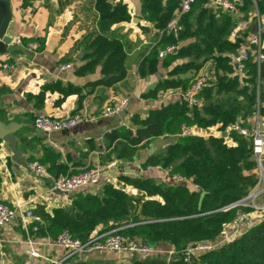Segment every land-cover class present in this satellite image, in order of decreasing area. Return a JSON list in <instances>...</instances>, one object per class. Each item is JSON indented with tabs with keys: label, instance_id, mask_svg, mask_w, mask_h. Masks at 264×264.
I'll list each match as a JSON object with an SVG mask.
<instances>
[{
	"label": "trees",
	"instance_id": "16d2710c",
	"mask_svg": "<svg viewBox=\"0 0 264 264\" xmlns=\"http://www.w3.org/2000/svg\"><path fill=\"white\" fill-rule=\"evenodd\" d=\"M30 1L21 0L20 7L28 6ZM93 1L97 12L96 30L85 43V63L80 71L90 70L100 63L104 74L101 82L110 86L125 78L129 51L127 35L112 26L128 21L130 16L121 1ZM254 1L258 12L263 14L264 0ZM254 1L243 0L240 10L251 11ZM180 3L181 0H140L141 14L150 23V27H142L151 28L157 41L142 52L137 73L139 76L154 73L159 59L162 65L168 66L177 59L191 58L174 66L168 78L159 80L143 94L144 98H154L159 91L168 89L185 92L196 75L184 78L178 75L197 72L209 61L213 77L206 80L198 95L202 104L190 107L182 100L152 109L145 117L132 115L135 129L123 126L105 135L106 160H130L137 149L150 140L176 135L175 142L153 152L141 163V168L167 169L170 175L183 177L195 188H189L186 181L156 182L151 177L118 174L116 183L105 181L98 193L74 191L69 193L67 204L55 206L50 212L36 211L43 221L37 225L36 234L53 237L66 230L85 241L101 226L98 233L112 231L123 239L154 241L156 245H169L175 250L169 260L134 257L130 264H184L180 255L187 246L213 242L224 224L233 222L237 210L251 211L247 206H231L247 196L256 183L249 141L231 126L238 119L244 121L250 116L257 100L260 112L264 113V62L258 66L250 54L244 62L243 75L236 73L226 54L242 48L240 36L229 40L238 19L228 11L207 7L205 0H194L189 10L181 14L176 36L167 32L166 25ZM171 43L178 44L176 53L159 58L158 49ZM47 88L62 94L59 101L80 91L78 87H62L56 82L42 87L36 95L29 94L36 105L42 104ZM183 127L201 130L216 127L219 135H182ZM227 129L233 143L221 135ZM127 185L136 193H128ZM202 191L205 193L199 204ZM64 264L97 263H74L70 258ZM196 264H264V218L255 220L241 235L223 246L200 254Z\"/></svg>",
	"mask_w": 264,
	"mask_h": 264
},
{
	"label": "crops",
	"instance_id": "0c3cea01",
	"mask_svg": "<svg viewBox=\"0 0 264 264\" xmlns=\"http://www.w3.org/2000/svg\"><path fill=\"white\" fill-rule=\"evenodd\" d=\"M10 1L14 19L11 36L21 39L25 52L14 51L0 56V62L16 63L15 69L7 75L0 67V119L18 124L14 135L20 157L15 161L10 145L0 139V201L10 207L31 209L36 214L40 209L50 212L55 206L67 204L70 195L51 191L53 179L63 172L74 174L97 165L103 169L102 182L82 191L98 193L105 181L116 183L118 174L151 177L156 182L174 183L167 169L158 166H147L143 169L141 163L153 152L175 142L176 135L150 140L139 147L130 160H106L108 149L105 135L110 130L123 126L135 129L131 121L132 115L145 117L152 109L183 100L180 89L159 91L154 98L143 97V94L152 89L159 80L168 78V73L174 66L191 58L177 59L168 66L162 65L159 59L154 73L139 76L137 65L142 52L157 41L151 28L142 27H150V23L141 14L140 0H111L124 3L130 19L112 26L118 27L120 33L127 35L129 51L125 78L110 86L101 82L104 74L100 63L93 65L90 70L80 71V67L85 63L83 59L85 43L96 30L97 12L93 0H31L24 8L20 7L21 0ZM236 18L238 22L230 32L229 40L233 41L240 36L243 40L242 48L249 46L250 54L256 61L254 56L258 46L250 45L249 37L254 33H260L259 47L264 54V13L258 12L254 1L251 11L247 13L241 11ZM29 43L37 44L34 52L26 49ZM63 64L71 66L61 71L59 67ZM193 74L206 75V80L211 79L213 77L211 63L208 61L197 72L188 71L179 74L178 77L184 78ZM56 82L62 87L68 85L78 87L80 91L69 94L59 101L62 94L47 88L42 104L36 105L30 95H36L42 87ZM123 99L127 100L123 113L104 114L107 106ZM207 104L208 102H205V105ZM74 113L82 114L86 121L67 132L42 133L34 126V119L39 114L63 118ZM246 119L245 123L251 124L253 115L246 117L244 121ZM236 122H239V119ZM191 130L192 133L205 137L219 135L216 127L204 130L192 127ZM222 137L230 140L228 132ZM30 161H38L45 165L48 175H34L28 167ZM114 170H117V173L112 176ZM188 182L186 181V185H189ZM126 191L136 193V190L128 185ZM42 222L23 223L16 219L13 223L1 227L0 264H50V260L61 258L64 250L49 245V240L54 236L36 234L37 225ZM100 229L101 226L97 227L92 234L98 233ZM28 238L36 242L45 258L30 257L26 243ZM134 257L136 256L130 254L91 251L77 254L71 261L130 264Z\"/></svg>",
	"mask_w": 264,
	"mask_h": 264
},
{
	"label": "built area",
	"instance_id": "2783aa9c",
	"mask_svg": "<svg viewBox=\"0 0 264 264\" xmlns=\"http://www.w3.org/2000/svg\"><path fill=\"white\" fill-rule=\"evenodd\" d=\"M193 1L194 0H181L179 7L174 10L172 17L166 25L167 32H172L176 36V31L179 28V17L181 14L189 10ZM205 5L210 8H220L228 11L236 17L241 12L240 8L243 6V0H205ZM232 35H234V32ZM11 37L12 42L21 45V39L19 37ZM249 44L258 46L254 57L257 65L259 66V63L264 61V54L261 53L259 47V32L254 33L249 37ZM36 47L37 44L29 43L26 46V49L29 52H34ZM177 49V43L167 44L166 46L158 49V57L164 58L169 54H174ZM249 55V46L243 47L236 52H229L226 54L239 76L243 75L244 62L248 59ZM70 66V64H63L59 67V69L61 71L66 70L70 68ZM0 67L7 75L15 69L16 63L2 61L0 62ZM205 82L206 75H197L194 77L189 88L185 92H182V99L188 104V106H200L202 104L198 95L204 87ZM126 104L127 100L123 99L114 105L107 106L104 109V114H119L124 111ZM252 110L253 121L251 124L247 125L245 123L247 119L245 121L239 120V122H236L231 127H233L240 135L249 141L252 160L254 162L252 171L254 173L256 183L247 196L241 198L231 206H247L251 208L252 212H264V114L260 112V103L258 100L252 107ZM84 121H86V117L80 113H74L63 118L39 114L34 119V126L45 133L59 131L67 132ZM242 122L243 124H241ZM224 132L227 133L228 129ZM191 133V128L187 127H183L180 132L182 135ZM225 140L227 142H231L228 138H225ZM28 167L36 176L48 175L46 166L38 161H30L28 163ZM102 174L103 169L98 165L84 168L74 174H62L53 179L50 190L53 192L69 194L74 191L85 189L89 186L100 184L102 182ZM171 178L174 182L185 181L183 177L175 174L171 175ZM260 194L263 196L261 201L258 200ZM248 213L242 210H237L233 222L231 224H224L221 234L213 242H199L187 246L180 255L184 264H196V259L200 254L221 247L235 237L241 235L246 228L253 223L251 220H248ZM16 219H20L23 223L42 221L41 217L31 209H22L20 206L10 207L0 201V228L13 223ZM26 243L28 246V253L31 258H45L42 252L38 249L34 240L28 238ZM49 245L56 246L64 250V255L58 260H50V264H64L68 259L77 254L91 251L110 252L117 255L130 254L139 259L153 257L169 260L175 255V250H173L169 245H166V248L164 245H155L152 247L147 243L137 240L123 239L121 236L113 233L112 231L94 233L91 234L87 240L82 241L73 237L68 231L62 230L49 240Z\"/></svg>",
	"mask_w": 264,
	"mask_h": 264
},
{
	"label": "water",
	"instance_id": "95a60500",
	"mask_svg": "<svg viewBox=\"0 0 264 264\" xmlns=\"http://www.w3.org/2000/svg\"><path fill=\"white\" fill-rule=\"evenodd\" d=\"M13 29L14 19L12 3L10 0H0V56L10 54L14 51L25 52L22 45L11 41ZM17 128L18 124L14 122H6L5 119H0V139L7 141L10 145V148L14 153L13 159L15 161H18L20 157V152L16 148V136L14 135ZM225 135L226 132H223L222 136ZM204 193V191L200 193L199 204ZM147 244L152 247L156 245L154 241H148Z\"/></svg>",
	"mask_w": 264,
	"mask_h": 264
},
{
	"label": "rangeland",
	"instance_id": "374dc122",
	"mask_svg": "<svg viewBox=\"0 0 264 264\" xmlns=\"http://www.w3.org/2000/svg\"><path fill=\"white\" fill-rule=\"evenodd\" d=\"M38 131H39V132H42V133H45V132H43V131H41V130H39V129H38ZM115 173H117V170H114V171H113L112 176H114ZM188 183H189L188 187H189V188H193V186H192L193 184L190 183V182H188ZM262 199H263V196L260 194L258 200L261 201ZM248 214H249V215H248V220H251V221H253V222H254L255 220H257V219L263 218V216H264V212H262V211H260V212H252V211H251V212H249ZM164 247L166 248V245H164Z\"/></svg>",
	"mask_w": 264,
	"mask_h": 264
}]
</instances>
